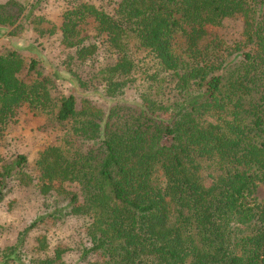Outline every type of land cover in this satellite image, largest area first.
I'll list each match as a JSON object with an SVG mask.
<instances>
[{"label":"trees","instance_id":"1","mask_svg":"<svg viewBox=\"0 0 264 264\" xmlns=\"http://www.w3.org/2000/svg\"><path fill=\"white\" fill-rule=\"evenodd\" d=\"M24 9L0 4V30L21 31ZM114 10L83 1L64 12L61 42L72 52L55 74L40 58L0 52V135L23 105L59 123L62 143L36 166L41 192L67 202L0 247V264H23L28 233L68 215L91 243L81 258L102 257L86 264H264V0H116ZM238 16L246 41L221 60L209 29ZM90 19L115 62L94 59ZM58 78L76 93L54 94ZM28 164L25 154L2 164L0 199L11 178L34 181ZM63 252L32 261L68 264Z\"/></svg>","mask_w":264,"mask_h":264},{"label":"rangeland","instance_id":"2","mask_svg":"<svg viewBox=\"0 0 264 264\" xmlns=\"http://www.w3.org/2000/svg\"><path fill=\"white\" fill-rule=\"evenodd\" d=\"M8 0H0V4ZM24 6L21 19L24 16V28L16 34H10L12 27L0 30V52L16 50L26 60L40 58L46 67V72L55 74L56 68L63 69L64 60L72 50L66 49L61 42L60 26L63 23L64 12L83 1L105 7L111 14L115 13L116 0H17ZM17 10V8L15 9ZM29 16L26 18L25 16ZM35 17L44 18L43 22ZM54 28V33L49 30ZM83 35H90L91 40L99 44V50L94 59L101 63H113L116 56L110 54L104 40L99 36L92 19L83 24ZM245 22L242 16L225 18L221 26L209 29L208 39L217 38L221 42L215 48L214 54L221 60L227 48L246 41L244 35ZM43 32V33H42ZM54 94L76 93L75 84L65 78L57 79ZM130 91L128 96H134ZM93 99L103 102L94 96ZM64 129L59 123L53 122L44 114H35L30 107L23 105L17 114L7 124L0 135V170L5 161H12L19 154H25L29 159L26 170L34 176V181L23 184L17 177L11 178L3 189L0 199V247L15 244L20 233L39 215L51 206L65 205L62 196L58 200L49 194L41 192V181L37 171L36 160L42 150L50 145H59L64 138ZM56 188L80 192L77 183H57ZM54 191V190H53ZM258 196L264 200V186L258 190ZM44 238V239H43ZM48 246L41 248L42 241ZM91 243L84 232V221L76 215L64 217H48L35 226L26 236L22 247L23 264H34L33 258H46L57 248L64 250L62 261L68 264H86L88 260L102 259L100 256H90L87 260L81 258L84 246Z\"/></svg>","mask_w":264,"mask_h":264}]
</instances>
